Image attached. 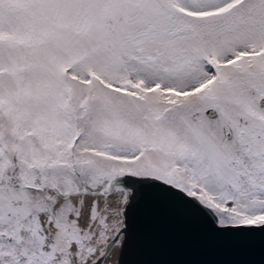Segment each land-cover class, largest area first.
Masks as SVG:
<instances>
[{"label":"snow or ice","instance_id":"6c2138e0","mask_svg":"<svg viewBox=\"0 0 264 264\" xmlns=\"http://www.w3.org/2000/svg\"><path fill=\"white\" fill-rule=\"evenodd\" d=\"M160 206L264 238V0H0V264H123Z\"/></svg>","mask_w":264,"mask_h":264},{"label":"water","instance_id":"95a60500","mask_svg":"<svg viewBox=\"0 0 264 264\" xmlns=\"http://www.w3.org/2000/svg\"><path fill=\"white\" fill-rule=\"evenodd\" d=\"M123 264H264V238L230 244L212 237L194 215L160 206L137 217Z\"/></svg>","mask_w":264,"mask_h":264}]
</instances>
